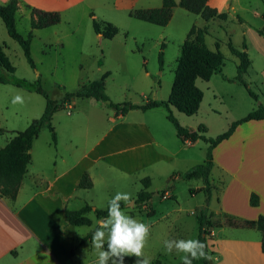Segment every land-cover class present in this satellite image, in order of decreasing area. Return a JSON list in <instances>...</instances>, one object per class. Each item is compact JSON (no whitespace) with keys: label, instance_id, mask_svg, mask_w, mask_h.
Listing matches in <instances>:
<instances>
[{"label":"crops","instance_id":"obj_1","mask_svg":"<svg viewBox=\"0 0 264 264\" xmlns=\"http://www.w3.org/2000/svg\"><path fill=\"white\" fill-rule=\"evenodd\" d=\"M8 1L0 0V4ZM17 1L15 25L19 19L30 21V12L26 7L58 12L63 20V17L66 18L77 9H83L85 12H126L129 16V12L133 10L159 8L162 3V0ZM252 1L208 0L210 7L220 13H226L225 20H204L201 16L176 6L172 10L170 21L160 28L158 36L170 40L171 34L165 29L175 19V15H193V18L186 16L189 22L183 23L180 28L181 44L194 25L206 29L204 41L208 49L215 50V43H218L223 53L221 47H226L228 42L238 50H242L245 44L250 65L253 64V59L264 64V35L258 32H264V0H254L253 3ZM89 17L91 18L90 15ZM93 17L98 19L95 14ZM245 17L250 18L249 21H245ZM57 28L58 24L47 29L55 32ZM41 31L44 30L29 29L28 33L31 32L34 37ZM57 37L59 39V36ZM96 37L102 38L97 34ZM208 39L210 45L207 43ZM43 42L41 41L42 44ZM58 42L62 48V41ZM231 55V61L235 63L234 57L236 60L238 58ZM261 75L264 83V68L261 69ZM221 77L226 81L233 79L232 82H235V75L223 73ZM248 85L250 86L249 83ZM10 87L11 84H0V149L16 132L24 130L30 120L23 123L26 126L23 128H13L10 125L8 113L13 112V90ZM203 96L202 92V98ZM86 99L89 101L90 113L87 114L81 109L66 112V120L60 130L54 128L55 144L49 139L39 140V135L33 140L30 161L15 199L0 196V264L92 263V259L86 262L84 257L87 254L97 260L91 245L92 234L89 236L96 226H93L89 214L95 217L94 209H104L103 206H106L110 199L107 197L108 187L101 188L107 175L112 177L113 183L121 182L120 188L111 187L113 191L122 189L120 192L130 193L133 200L134 196L143 190L140 179L148 177L151 185L152 174L163 172L164 168L185 164L183 170L187 172L204 161L206 153L204 159L199 155L194 165L188 167L192 158L190 153L185 151L193 149L199 140L179 144L180 139L176 135L178 140L173 142L174 150L171 149L165 133L168 128L154 119L153 114L149 112L152 109L139 110L141 116H132L129 119L130 115L136 113V109L122 116L117 115L114 110H105L100 101ZM201 104L202 99L194 115L198 113ZM257 104L264 103L259 100ZM73 106L74 101L69 108L74 110ZM254 108L255 103L243 102L241 113L230 115L224 131L232 122L241 119ZM34 117L33 115L32 118ZM181 124L190 128V125ZM206 130L207 133L208 129ZM212 161L209 180L213 189L208 203L207 219L211 223L209 236H212L208 240V249L212 253L214 264H264V254L260 249L261 233L246 224L258 216H264V120L247 121L236 126L228 138L213 148ZM179 167L170 170H181ZM84 173L88 174L92 182L89 189L78 187ZM192 179L197 182L191 189L203 187L201 177L189 180ZM139 186L141 187L138 188ZM148 188L146 191L151 193L148 205H151L152 196L157 195V192L152 193ZM252 193L258 197L257 206L249 204ZM166 195L168 196L164 198L171 196L169 192H166ZM85 204L91 206L92 211L83 216L89 221L82 225L87 227V230L80 231V226L65 221L64 214L67 210H77ZM140 209L146 210L145 206ZM228 219L233 223L229 224Z\"/></svg>","mask_w":264,"mask_h":264},{"label":"rangeland","instance_id":"obj_2","mask_svg":"<svg viewBox=\"0 0 264 264\" xmlns=\"http://www.w3.org/2000/svg\"><path fill=\"white\" fill-rule=\"evenodd\" d=\"M26 9L31 11L30 7H26ZM92 13L97 15L98 19H95L98 22L104 21L114 25L117 28V34L111 39L103 38L100 34L97 35L102 38L96 37L92 28L91 20L94 18ZM186 16L193 18V15ZM186 16L181 13L175 15V19L165 29L169 30L172 37L168 40L158 36L159 30L163 26L136 20L129 17L126 12H85L83 9H77L69 13L66 18L63 17L55 32L52 29H47L49 27L42 28L41 30L44 31L32 38L30 52L35 64L34 68H31L27 63L19 44L7 35L1 19L0 45L10 64L15 68L11 76L29 82L38 79L47 96L57 103L64 98L65 93L75 92L82 83L99 79L103 74H106L104 80L106 94L114 103L143 104L148 100L165 101L170 95L174 70L180 53L181 36H179V31L183 23L189 22L185 18ZM243 19L249 21L250 18ZM99 25L102 28V23ZM16 29L19 34L25 37L30 29V21L17 20ZM59 40L62 41V48L59 45ZM41 41L49 45H44ZM207 43L210 45V39L207 40ZM221 48L225 57L224 65L220 71L222 73H215L210 82L208 81L209 83L199 78L196 79V85L204 95L198 113L186 116L169 106L170 112L182 127L184 126L181 123L190 125V128L187 129L203 125L208 129V132L204 133L205 136L211 138L224 132L226 121L231 117L230 115L241 113L243 102L251 101L256 104V107L259 100L264 103V83L263 75H261L264 64L253 59V64L249 66L243 76L244 80L250 84L249 88L251 87L250 89L258 97V100H254L239 81L232 82L233 79L226 81L221 77L223 73L236 77L238 65L236 62L239 61L235 57V63L231 61L233 57L227 46ZM244 50L242 48L241 51ZM160 52L162 53L161 64L159 63ZM251 53L254 56L252 50ZM10 88L13 90L12 100L14 96L21 95L23 103H12L11 110L13 112L12 114L8 113L9 122L13 128H23V123L28 119H30V123L33 119L40 117L45 106V99L40 94L28 92L12 85ZM73 101L74 110L68 108L67 105L54 113L51 123L57 131L65 123L66 112H76L81 109L87 114L90 113L88 99L76 97L73 98ZM104 108L113 111L105 105ZM140 112L136 110V113L128 118L141 116ZM149 112L153 114L155 120L162 123V126L168 128L165 131L168 137L167 144L174 150L173 142L178 139L173 125L166 118L167 110L159 107ZM33 115L34 118H32ZM67 134L68 132L65 133V135ZM43 138L51 140L50 132L46 128L39 133V140ZM178 143L182 144L183 142L179 140ZM206 146L205 142L199 140L193 149L185 151L190 153L192 158L188 167L194 165L197 156L200 155L204 159ZM179 166H170L164 168L163 172L152 174L151 185L148 189L152 193L157 192V195L152 196V204L145 207L146 210L140 209L142 205L135 202L136 196L127 206L129 209H124L127 214L130 210L133 213L131 216L140 222L151 225L148 246L144 250L151 259V264H181L180 254L175 252L167 254L163 247V241L165 239H196L198 235V223L194 212L197 207L203 205L205 196L203 193L190 194L189 190L197 180L185 179L183 177L186 173V170H183L185 164L184 166L179 164ZM178 167L181 170L175 172L170 170L178 169ZM111 179L112 177L107 175L101 185L102 189L108 187L106 189L107 197L110 198L122 190L113 191L111 187L120 188L121 182L115 184ZM163 190H167L171 196L169 198H164L168 196L165 194L161 196L159 193ZM103 207L105 208V206ZM148 212L150 215L147 214ZM89 217L93 221V226H97L99 219L91 214ZM82 222H86V220L84 219ZM78 228L80 231L87 230L85 226ZM208 238L211 239L212 236L210 235ZM93 250L96 254L94 248ZM208 252L212 257L209 264H214L209 249ZM84 257L86 262L92 259V263L89 264H96L95 258L93 259L87 254ZM135 259V257H125L124 264H135Z\"/></svg>","mask_w":264,"mask_h":264},{"label":"trees","instance_id":"obj_3","mask_svg":"<svg viewBox=\"0 0 264 264\" xmlns=\"http://www.w3.org/2000/svg\"><path fill=\"white\" fill-rule=\"evenodd\" d=\"M207 2L208 0H179L177 2L174 0H162L159 8L133 10L129 12V16L146 23L165 26L171 19L173 8L178 6L189 13L201 16L204 20H225L227 18L226 13L218 12L215 8L210 7ZM17 9V0H9L5 4H0V19L4 24L7 35L19 44L27 63L31 68H34L35 64L30 52V43L33 36L31 32L25 37L18 33L15 25V14ZM60 21L61 17L58 12H46L31 8L30 29L51 27L58 24ZM91 21L95 34H100L103 38L107 39H111L117 34V28L111 23L104 21L98 22L95 18H92ZM100 23H102V28L99 25ZM206 34L207 31L205 28H199L193 25L189 29L180 46V53L174 70L169 98L165 101L150 100L143 104H132L129 102L114 103L111 101L105 91L104 80L106 74H103L99 79L82 83L75 92L65 93L64 98L57 103L47 96L38 79L34 82H29L11 76L15 68L10 64L0 45V84H11L28 92L40 94L45 99V106L40 117L33 119L24 130L16 132L8 143L0 149V196L10 200L15 199L30 161V149L33 140L39 135L42 129L46 128L50 132L51 142L53 144L56 143V134L51 123L52 117L58 109L67 105L69 106L73 98H93L103 103L106 107L113 109L117 115L122 116L130 110L136 109L146 111L163 107L167 110V120L173 125L177 137L183 143H194L197 140H202L208 145L204 161L188 170L183 177L186 179L201 177L203 179V187L196 190L190 189L189 192L190 194L201 192L205 196L203 205L197 207L194 213L198 223V235L196 239L207 244L206 251L209 254L207 242L211 223L207 219V209L213 189L209 180V174L213 166L212 150L218 143L228 138L239 124L252 120H264V104H259L244 117L232 122L226 131L218 134L214 138L205 136L204 133L206 132V128L203 125H199L197 129L194 130L184 128L179 124L177 119L170 112L169 106L174 107L177 111L186 116L194 115L202 99V92L195 85L196 79L199 78L207 81L213 74L220 72L224 65L225 57L220 51L218 43H215V50L207 48L204 41ZM259 34L264 35V32L259 31ZM227 47L230 53L239 60L235 80L239 81L246 88L249 96L256 100V94L249 88L248 83L243 78L250 66L248 54L245 50L241 51L233 47L231 42L227 43ZM243 48H246L245 44H243ZM159 63H162L161 52L159 54ZM141 184L143 190L136 195L135 202L147 207L148 201L151 198V193L146 191L150 186L149 178H143ZM78 187L82 189H89L92 187L91 179L87 173L81 176ZM166 192L167 190H163L159 194L163 196ZM121 203L122 207H124L123 202ZM249 204L251 206L258 205V197L256 194L252 193L250 195ZM91 211L92 207L85 204L77 210L65 211L64 218L65 221L71 225H86L89 221L83 216ZM93 212L97 219L104 218L107 215V204L104 209L96 208ZM147 214L150 215V212ZM84 219L86 222H82ZM228 222L229 224L233 223L231 219H228ZM246 224L261 233L260 249L264 254V216H258L257 219L247 221ZM209 262L210 260L201 259L193 261V264H209Z\"/></svg>","mask_w":264,"mask_h":264},{"label":"clouds","instance_id":"obj_4","mask_svg":"<svg viewBox=\"0 0 264 264\" xmlns=\"http://www.w3.org/2000/svg\"><path fill=\"white\" fill-rule=\"evenodd\" d=\"M12 103H23L16 95ZM132 203L130 193L117 192L107 203V215L97 221L91 236V245L97 254L96 264H124L125 257H135V264H151L145 254L151 234V225L140 222L127 214L124 207ZM163 247L167 254H180L182 264L196 260H211L207 244L199 239H165Z\"/></svg>","mask_w":264,"mask_h":264},{"label":"built area","instance_id":"obj_5","mask_svg":"<svg viewBox=\"0 0 264 264\" xmlns=\"http://www.w3.org/2000/svg\"><path fill=\"white\" fill-rule=\"evenodd\" d=\"M68 108H69V106H68ZM165 195H166V193H165Z\"/></svg>","mask_w":264,"mask_h":264}]
</instances>
